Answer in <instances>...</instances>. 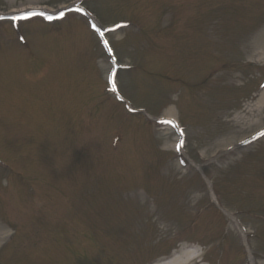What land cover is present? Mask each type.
<instances>
[{"label":"rangeland","instance_id":"1","mask_svg":"<svg viewBox=\"0 0 264 264\" xmlns=\"http://www.w3.org/2000/svg\"><path fill=\"white\" fill-rule=\"evenodd\" d=\"M69 1L39 4L57 10ZM28 3L0 0V13ZM83 4L103 27L129 23L107 37L120 63L147 72L120 71L121 93L162 117L179 110L181 123L194 126L183 153L196 160L175 149L178 137L168 125H156V139L143 114L130 116L108 94L111 62L87 19L9 26L0 38V264H150L194 247L198 257L189 264H253L255 251L264 260L263 213L244 216L247 246L229 216L214 206L200 214L218 193L202 176L198 183L190 177L193 163L209 166L224 192L218 198L230 208L254 211L264 196V135L244 149L236 144L264 124V112L250 110L264 79L263 55L254 56L263 41L264 0ZM7 26L0 23V34ZM188 84L210 96L195 98ZM218 100L226 108L213 115ZM207 115L210 123L201 119ZM15 174L24 185H14ZM147 176L150 183L142 181ZM141 186L140 206L133 192ZM156 192V199L144 197Z\"/></svg>","mask_w":264,"mask_h":264},{"label":"bare ground","instance_id":"2","mask_svg":"<svg viewBox=\"0 0 264 264\" xmlns=\"http://www.w3.org/2000/svg\"><path fill=\"white\" fill-rule=\"evenodd\" d=\"M12 1V0H10ZM49 0H29V4H32L28 7H26L25 9L22 10H14L11 11V13H16V12H21V11H25V10H35V9H48V11H51L49 8H44L43 6H40L39 3H46ZM73 4V3H71ZM70 6V5H69ZM65 8L68 6H64ZM259 45V44H258ZM262 50V51H259ZM263 55L260 58V61H264V34H263V41L261 43V47H257L254 50V56H260ZM254 109V112H258L259 114L264 112V91L260 97V99L257 101L255 108L251 107L250 110ZM262 115V114H261ZM241 117L240 115H238L236 117V120H239ZM261 126V125H260ZM257 127V129L260 128ZM255 129V130H257ZM196 250L194 251H190L187 253H183V252H179L180 254L176 255V253L171 257L172 259H170L169 261H165L163 263H157V264H189L191 261H193L195 258H197L198 256H194ZM264 264V263H263Z\"/></svg>","mask_w":264,"mask_h":264},{"label":"snow or ice","instance_id":"3","mask_svg":"<svg viewBox=\"0 0 264 264\" xmlns=\"http://www.w3.org/2000/svg\"><path fill=\"white\" fill-rule=\"evenodd\" d=\"M101 35H102V33H101ZM113 90H115V85H113ZM262 135H264V133H262Z\"/></svg>","mask_w":264,"mask_h":264}]
</instances>
